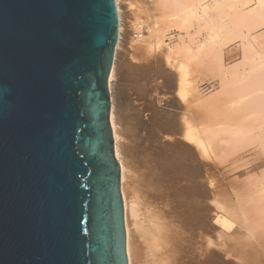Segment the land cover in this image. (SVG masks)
Masks as SVG:
<instances>
[{"label":"water","instance_id":"95a60500","mask_svg":"<svg viewBox=\"0 0 264 264\" xmlns=\"http://www.w3.org/2000/svg\"><path fill=\"white\" fill-rule=\"evenodd\" d=\"M118 41L116 0H0V264H129Z\"/></svg>","mask_w":264,"mask_h":264},{"label":"bare ground","instance_id":"6f19581e","mask_svg":"<svg viewBox=\"0 0 264 264\" xmlns=\"http://www.w3.org/2000/svg\"><path fill=\"white\" fill-rule=\"evenodd\" d=\"M154 1H155L154 4H156V7L158 8L157 10L160 13L164 11L168 17L172 18L173 21L175 20L177 22L175 23L176 26H178V29L179 28L180 30L186 29L187 33L189 32L187 29L191 27H195L198 30L200 29L205 31L211 30L210 32L211 34H209L211 36L210 41L208 42L209 44L206 43L208 45H210V43H213L212 45H216L217 43H219L220 41L219 39H222L220 37L218 39L219 36V34L217 33L218 26H216L215 20L217 18H220L218 16L222 15L223 17L224 14L226 15L229 13V12L225 13L224 11L227 9L224 7L228 6L227 5L228 3L226 2L228 0H154ZM230 1L232 3V0H229L228 2ZM116 2L118 5V13H119V41L117 44L115 61L109 80L110 97L112 101L110 122L115 140V153L120 163L121 172H122L121 184H122L124 211H125L127 255H128L129 264H264V184L258 183V185H260L261 187L257 185L256 187L259 188L254 190L252 188V185L257 184L255 182L256 181L258 182V180H256L254 184L252 183L251 185V183L249 182L251 179L250 178L248 182L249 185L251 186L248 185L244 186L246 184L241 186L244 187L243 190L241 189L242 191L241 193L248 194L246 195L247 201L245 200L248 203L246 204V206L247 207L248 205L249 207L251 206L250 209L248 208V210L246 206L243 208V211L244 209L247 210L244 211L245 214L243 213V211L241 212V208H240L241 214H239L240 212L238 213L236 210H234L235 213L241 215L238 216L240 217L239 219H241V222L240 221L238 222V220L233 221L235 223L238 222L236 224L232 222L231 219H233L234 217L237 218L236 217L237 214L232 216L231 219H228L227 218L228 216L225 217V215L223 216V214H221L213 218V222L211 224L208 220L209 208L207 205L208 190L206 187V180L203 177V175L201 176L202 173L201 174L199 172H198L199 174L193 173L192 167H190L189 165L190 161H194L199 158H200L199 159L200 162L199 161L196 162H198L199 165H202L203 163H201V161L202 160L206 161V159L210 158L211 155L212 157L213 155L219 156L221 154L224 155L228 154L227 156L229 157L230 155L231 157L235 156V154L240 153L239 151H237L236 153L235 148H237L243 140L246 142L249 141L248 143H251L253 141L252 142L253 146L256 142L263 143L264 54L262 55V53L255 51L254 45L255 44L258 45L259 42H261V39L264 38V33L257 34V32L264 29V0H235L234 1L235 5L234 4L229 5L232 6V9L234 7L235 13L237 12L240 13V15L238 14V18H241L240 23L242 22L241 25L244 28L245 27L247 28V33L243 37V44L245 46L244 50L247 49L246 51H248L247 53L249 57L248 59L250 60L251 63V69H250L251 71L250 72L248 71L249 73L245 75L242 74L243 76L242 78L239 77L240 78L239 81H241L242 79L240 83L241 84L243 83V85L244 83L246 84L244 85L245 91L247 84L249 85V83L251 82L250 86H248L251 89L250 88L248 89L252 91L249 92V90H247L246 92L248 93L245 92L244 94L242 93L243 95L240 98L239 96H237L238 99L237 104L242 103L241 105L248 106V108L244 106L248 110L243 109L246 113L247 111H251V112L254 111L250 114L248 112V115L252 117V120L251 117L250 119L249 117H246L247 114L246 115L244 114L245 116L241 118L242 120L248 119L250 121H254L253 123H251L249 121L244 120V122L246 121L247 124L250 125L249 127L247 126V128H243L244 126L247 125L244 124V126H242L243 129H241V127L240 128L238 127L236 129H234L235 128L234 127L233 129H227L224 131H222L221 129L219 133H218L219 128H217L218 130L216 128H215L216 130L212 128L214 127V125L211 126L212 113L211 114L209 113L211 112L210 111L211 109L209 110L208 108L209 105L208 103H210L209 100L212 97L209 100L207 99L209 102L207 100L200 101L201 97L198 88H196L194 84H192L193 82L187 80L189 61H187L188 64L187 65L186 61L184 60L186 55L183 53L185 52L190 54L194 48L191 50L190 43L187 44L186 42L187 45L185 43L184 44L181 43L183 42L184 38L183 39L180 38L182 39L180 43L183 44L181 47L177 45L178 47L171 46V48H168L169 50L167 56L169 59H171L174 56L179 57L181 55V59L180 58L179 59L184 60V62L180 61L177 66L179 68L177 69L178 71L179 70L181 71L182 76H180L181 80L178 85L179 87L176 94H178L179 95V96L177 95L178 98L180 97L182 102L185 103L184 105L185 108L184 110H182L183 116H181L182 118L180 124L177 125L172 130V134L174 138L172 137L170 138H172V143H173V139H175L174 141L175 145L185 146L187 148L188 153L185 155L181 153L183 155L181 156L177 152L178 155H175L173 153L169 156L167 155L169 153L167 152L166 154L165 152V150L167 149L166 146L160 147V144L158 142L153 143L151 139L149 140L148 135L147 137V136H142L141 133L140 134L137 133L138 134V137L136 136V138L138 139L137 144L140 143L139 144L140 146L141 144H143L144 146V144L148 143L149 145V147H146L147 156H148V158L146 156L147 165L146 167L144 166L145 168H147L146 169L147 177L143 176V178L146 179L145 187L143 188L145 190L141 189L144 192L142 193L143 195L141 194L142 196L140 199L136 198L137 194L135 195L133 192L135 188H133V184H130L131 180L129 181V175H128L129 169L127 167V162L124 158L125 154L123 155L124 145L121 139V133L119 130L117 115L115 114L114 100L112 94L113 93L112 82L115 81L116 79V59H117L118 50L120 49V42L122 38L121 37L122 25H123L120 0H116ZM160 8L162 12L160 11ZM218 12L222 14L219 15ZM140 22H138L135 26L140 25L141 24ZM235 24L238 25V22L237 23L234 22L233 25ZM156 27L154 26L153 28V26H151L152 29H150V36L151 38L154 37L155 39L153 38L151 40L150 37H147L149 38V40H151L150 42L149 40L147 41L145 38H144L145 40L143 39L145 42L147 41L148 43L147 46L150 47V48L147 47V49L152 50L153 47L151 45L153 44L154 41H155L153 45L154 49L155 48L159 49L160 47L165 45L163 44V39L160 37V36L163 37V34H161L160 30L159 29L157 30ZM138 38L141 39L142 35H139ZM139 39L137 40L139 41ZM222 44H224V42H222ZM208 45L205 46L208 47ZM262 45L264 44H260L258 46L260 47ZM202 48L203 50L206 49L205 47H201L199 49L201 52H203L202 54H205L206 51H208V53L212 55L216 50L215 49L216 46L215 48L213 46V49H215L213 50V52L211 51L212 49L208 50L209 48H207L206 51H202ZM144 49H146V47H144ZM195 50L197 51V49ZM221 51L218 50V52ZM208 53H206L205 55H209ZM176 60H178V58H176ZM225 78H226V74H225ZM231 79H233V77ZM244 79H247L249 83L248 82L246 83L247 80ZM249 79L251 80L249 81ZM214 97L211 99V101L215 99ZM256 100H259L260 102L259 101L257 102ZM254 101L259 103V104L256 103L258 105V109H256V106H254L255 104ZM241 105L240 108L241 107L244 108ZM194 106L198 107V110L193 111V108L195 109ZM252 106H254L256 111L252 110L253 109ZM149 107H151V105ZM146 111L148 110L146 109ZM239 111L241 114L242 110ZM244 111H242V113ZM156 118H158V116H156ZM218 125L219 124H217V126ZM152 127L154 126L152 125ZM152 132L154 133V131ZM260 143L258 148L260 147ZM242 146H244V144ZM249 146L251 147V145ZM239 147H241V145ZM160 148L162 150L161 152L165 153V155L164 154L162 156L160 155ZM263 148L264 147L262 146L261 149L263 150ZM171 151L174 152L173 150ZM144 154L145 153H143V155L141 156L142 159H144L145 156ZM146 161L144 160V162ZM204 166L205 165H203L202 167ZM245 167L248 166L246 165ZM204 172L206 173V171ZM255 177L256 175L254 176V178ZM245 181L248 184L247 180ZM260 181H261V177H260ZM131 186L134 190L131 188ZM253 187L255 188V186ZM139 195L140 194H138L137 197ZM223 208L228 210V208L225 207ZM242 213L243 215H245L244 217H242ZM212 230H214L215 232L214 231L213 232L217 235L216 237L214 234L215 240H213L214 237L212 239L210 236V234L213 233ZM225 256H227L228 258L232 257L236 259V261H233L232 259L231 261L230 259L225 258Z\"/></svg>","mask_w":264,"mask_h":264},{"label":"rangeland","instance_id":"374dc122","mask_svg":"<svg viewBox=\"0 0 264 264\" xmlns=\"http://www.w3.org/2000/svg\"><path fill=\"white\" fill-rule=\"evenodd\" d=\"M228 1H226L228 3L227 4L228 6L224 7V8H227L226 9L227 11L224 9L223 10L225 11V13L229 12L230 14L229 13L226 15L224 14L225 16L223 15L222 17V15H220L222 13L218 12L220 15L218 17L220 18H217L215 20L216 21L215 24L216 26H218L217 27V30H218L217 33L219 34L218 39L219 37L222 39H219L220 41L216 45H212L213 43H210V45H208L209 44L208 42L210 41V37H211L209 35L211 34L210 33L211 30H206V31L201 30V29L198 30L195 27H191L187 29L189 31L187 33L186 29H181V30L180 28L178 29V26H176L177 22L175 20L173 21V19L168 17L164 11L162 12L161 8H160V11L162 13H160L157 10L158 8L156 7V4H154L155 3L154 0H120V7H121V13H122L121 16H122V24H123L122 25V35H121L122 38L120 42V49L118 50V53H117L116 79L115 81L112 82V86H113L112 94H113V100H114L115 114L117 115L119 130L121 133V139L124 145L123 155L125 154L124 155L125 157L124 156L123 157L125 158L127 162V167L130 170V171L128 170L129 181L131 180L132 183L130 182V184H133V188H135L136 190L135 191L131 186V188L134 190L133 191L134 194L135 195L140 194L139 195L140 197L139 196L137 197L136 195L137 199L141 198V196L143 195L142 193L144 192L142 190H145L143 188L145 187L146 179L143 178V176L147 177V170H146L147 168H145L147 165L146 147H149L148 143L144 144V146L143 144H141L140 146L139 145L140 143L137 144L138 139L136 138V136L138 137V134L141 133L142 136L148 135L149 140L151 139L153 143L158 142L160 144V147L166 146L167 149L165 150V152L166 154L168 152L169 154L167 155L169 156L173 153L175 155H178L177 152L181 156L188 153L187 148L185 146L175 145V142H174L175 139H173V143H172V138H174L172 134V130L177 125L180 124V121L182 118L181 116H183L182 110H184L185 108L184 106L185 103L182 102L180 97L178 98L179 95L176 94L178 87H179L178 85L181 80L180 76H182L181 71L179 70L180 71L179 72L178 71L179 68L177 67L180 61L184 62L185 60L186 64H187V61H189L188 62L189 65L187 64L189 67L187 80L190 82H193L192 84H194V86L198 88V91L201 97L200 101L207 100V99L209 100L211 97L213 98L215 96L214 97L215 99L211 101L212 99L211 98L209 100L210 103H208L209 104L208 108L209 110L211 109L210 110L211 112L209 113L210 114L212 113L211 114L212 118L210 117L212 120L211 126L214 125V127H212L214 129L219 128V130L217 129L218 133L219 131H221V129L222 131H224L227 129H233L234 127H235L234 129L238 127L239 128L241 127V129L247 128V126L249 127L250 125H248L246 121H249L251 123L254 122L248 119H244L246 120L245 121L246 123H245L244 120L241 119L246 114H247L246 117H249L250 119L251 116L248 115V112L250 114L254 111L252 112L247 111L246 113L243 109L246 110L248 106L244 105L247 107L245 108L243 105H241L242 103L237 104V100H238L237 96H239L240 98L244 94V92L248 93L246 92L247 90H249V92L252 91L250 90L251 88L248 87L250 86L251 82L249 83L247 79H244V80H247L246 83L247 82L249 83V85L247 84L246 91H245L244 85L246 84L244 83L243 85V83L242 84L240 83L242 79L241 81H239V79L242 78L243 75L251 71L250 70L251 63H250V60L248 59L249 57L247 53L248 51H246L247 49L244 50L245 46L243 44V37L247 33V28L246 27L244 28L241 25L242 22L240 23L241 18H238V14L240 15V13L239 12L235 13L234 7L232 9V6H229V5L234 4L235 0H232V3L231 1L230 2ZM230 7L232 10L230 9ZM138 22H140L144 26L143 35L141 38L142 40L139 39V41L133 38V34L135 31V25ZM234 22L235 23L238 22V25L236 24L233 25ZM151 26H153V28L155 26L156 29L157 30L159 29L161 34H163L164 38L160 36L163 39V44H165L164 46H162L163 48L162 47H160L159 49L157 48L158 50L156 48L154 49L153 45L155 41L153 40L154 41L153 44L151 43L152 44L151 46L153 47L152 50L147 49V47H149L147 46L148 45L147 41L149 40V38L147 37L151 38L150 36V29H152ZM261 33H264V29L257 32V34H261ZM144 38L147 40L146 42L144 41L145 40ZM153 38L154 37H152L151 40ZM180 38L182 39L184 38L183 42H181L182 39ZM263 39L264 38L261 39V42H259L258 45L264 44ZM151 40H149V42ZM180 42L183 44L184 43L186 44V42L187 44L190 43L191 50L193 48L194 49L192 50L190 54L185 53V52L183 53L186 55V56L184 55L185 59L182 57L184 60H180L181 59L180 54H179L180 55L179 57L174 56L175 58L172 57L171 59H169L167 56V53L169 50L168 48H171V46L176 47L177 45L181 47L183 44H181ZM222 42H224V44H222ZM203 44L208 45V47ZM258 45L255 44L254 49L257 52L262 53L263 55L264 45L260 47ZM143 46L146 47V49H144ZM213 46L214 48L216 46L215 48L216 50L213 49ZM199 47L200 48L207 47L209 48L208 50L212 49L211 51L213 52V50H215V52L213 54L211 53L212 55H210V53L206 51L207 48L205 50H203L202 48V51H206V53L209 54V55H205L206 53L202 54L203 52L199 50L200 49ZM195 49H197V51ZM217 49L219 51L221 50L222 51L218 52ZM176 58H178V60H176ZM224 73L226 74V78H225ZM232 77L233 79H231ZM226 80H229V81H226ZM250 80L251 79H249V81ZM241 85H243L244 88ZM251 87H252V84H251ZM256 101L258 102L259 100H256ZM257 102H255L254 104V106H256V109H258L257 104H259ZM145 105L147 106L151 105V107L149 106L147 107ZM236 105H239V106H236ZM240 105L243 106L244 108L241 107L242 108L241 109ZM254 106H252L253 108V109L251 108L252 110H255ZM146 109L148 111H146ZM196 110H198V107H195V109L193 108V111H196ZM239 110H242L245 113L244 112L242 113L241 111V114H240ZM150 111L152 114L150 113ZM152 111L154 112V114ZM156 116H158V118H156ZM251 120H252V117H251ZM217 124H219L218 125L219 127L217 126ZM244 124H247V125L244 126ZM152 125L154 127H152ZM242 126L244 127L242 128ZM152 131H154V133ZM243 141L239 144V146L241 145V147L238 146L237 148H235L236 153L237 151L240 152L239 154H235V156L231 157L230 155L229 157L227 156L228 154L227 155L225 154L226 156L224 154H221L219 156L213 155L212 157L211 155L210 157L211 159L210 158L206 159V161H209V162H206L205 160L201 159L203 161V162L201 161V163H203L202 165H199V163L196 162V161H199L200 158L189 162L190 167H192V172L195 174L202 173L201 176L203 175V177L206 180V187L208 190V198H209V199L207 198V205L209 208L208 220L211 224L213 222V218H215L218 215L223 214V216L224 215L225 217L228 216L227 218L231 219L232 216L237 214L234 212V210H236L239 213L240 208H241V212L243 211V208L246 206V204H248L246 202L247 201L246 195L248 194L241 193L242 192L241 189L243 190L244 188V187H241L242 185L246 184L244 186H247V185L251 186L252 183L254 184V182L258 180V182L257 181L255 182L257 184L252 185V188L255 190L261 187L260 185H258V183L264 184L263 182L264 181V174H263L264 172L263 170L264 169V148L263 150L261 149L262 146L264 147L263 145L264 140H263V143L261 142L262 145L259 142L260 143L259 148H258L259 143L257 142L253 146L252 145L253 141L251 143H248L249 142L248 140H247L248 142L244 141V143ZM242 143L244 144V146H242L243 145ZM249 145H251V147ZM171 150H173L174 152H172ZM161 151L162 150L160 148V155L161 156L163 154L165 155V153H162ZM143 153H145L144 159H142L141 157ZM144 160L146 162H144ZM245 164L248 167H245L246 166ZM203 165L205 166L202 167ZM204 171H206V173ZM255 175L256 177L254 178ZM260 177H261V181H260ZM249 179H250L249 182L251 183V185H249V182H248ZM245 180H247L248 184L246 183ZM257 185L259 186L258 188L256 187ZM253 186H255V188ZM223 207L228 208V210L224 209ZM250 207L249 205L248 207L246 206L247 210L248 208L250 209ZM229 210L231 211V213ZM247 210L244 209V211H247ZM244 211L243 213L245 214ZM241 212L239 214H241ZM243 213H242V217L245 216L243 215ZM239 214L236 215L237 218L235 217L233 218L234 220L231 219L232 222L236 220H238V222L239 221L241 222V219H239L240 217H238V216H241ZM213 231L214 230H212V232ZM214 232L210 234L212 239L214 237L213 240H215V236L217 237V235ZM225 258L236 261V259L232 257L228 258L227 256H225Z\"/></svg>","mask_w":264,"mask_h":264},{"label":"built area","instance_id":"2783aa9c","mask_svg":"<svg viewBox=\"0 0 264 264\" xmlns=\"http://www.w3.org/2000/svg\"><path fill=\"white\" fill-rule=\"evenodd\" d=\"M144 26L142 24L135 26V31L133 34V38L139 39V35H143Z\"/></svg>","mask_w":264,"mask_h":264}]
</instances>
